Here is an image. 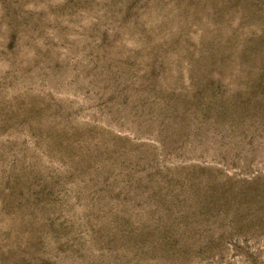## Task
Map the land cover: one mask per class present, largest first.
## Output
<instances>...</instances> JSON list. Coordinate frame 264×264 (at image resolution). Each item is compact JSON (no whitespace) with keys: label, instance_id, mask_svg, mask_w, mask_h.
I'll return each mask as SVG.
<instances>
[{"label":"rangeland","instance_id":"1","mask_svg":"<svg viewBox=\"0 0 264 264\" xmlns=\"http://www.w3.org/2000/svg\"><path fill=\"white\" fill-rule=\"evenodd\" d=\"M0 264H264V0H0Z\"/></svg>","mask_w":264,"mask_h":264}]
</instances>
